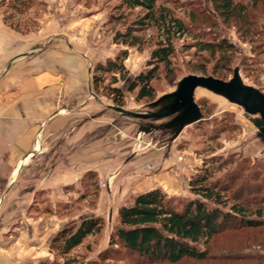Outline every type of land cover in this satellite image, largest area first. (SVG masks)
<instances>
[{"label":"rangeland","instance_id":"obj_1","mask_svg":"<svg viewBox=\"0 0 264 264\" xmlns=\"http://www.w3.org/2000/svg\"><path fill=\"white\" fill-rule=\"evenodd\" d=\"M8 1L0 0V17L18 37L14 46L19 44L25 52L28 46L38 43L44 54L25 56L8 64L5 72L0 73V85L6 83L4 79L10 73L26 68L34 60L39 61L38 69L49 73L50 69L58 68L60 73L55 71L52 82L45 84V122L35 134L36 138L39 134L42 137L39 154L33 153L15 174L0 172V264L62 263L63 259L49 250L51 237L62 227L88 216L100 217L102 228L70 252L76 264H145L135 254L111 244L118 208L129 205L137 193L154 188H159L177 206L178 202L194 199L189 179L212 157L225 159V169L239 164V168L245 169L244 176L250 177L249 172L256 171L264 195V144L256 131L245 128L248 120L243 117V110L224 98L197 89L194 101L203 118L183 128L171 147L167 131H154L142 136L138 143L137 127L144 122L116 114L90 98L87 103L91 104L84 103L85 92L90 87L105 103L116 105L102 91L110 81L109 75H103L97 92L93 89L92 75L96 63L113 58L121 49L112 37L116 29H123L122 22L109 21L111 14H117L114 6L118 0H32L27 8L17 9L7 6ZM158 1L165 2L174 15L186 22L188 14L191 15L192 22L189 34L173 39V72L167 76L161 71L152 81L156 97L172 90L182 76L200 75L194 70L206 60L207 75L213 76L210 70L218 56L211 58L208 51L185 48L193 41V35L203 41L225 39L232 43L235 52L230 58L229 71H222L226 75L222 80H228L237 67L244 83L264 93V0H235L246 5L251 15L246 39L241 36L237 22H222L212 11L210 0ZM145 34L149 40L155 32L148 29ZM151 42L140 49L127 48L124 65L130 78L146 68ZM126 85L123 80L113 85L124 91L121 107L146 110L151 101H136L133 93L125 92ZM73 94L77 95L76 104L72 102ZM0 95V101L13 96ZM56 111L61 113L55 114ZM66 111L70 113L66 115ZM52 116L54 119L49 121ZM132 154L136 157L129 163ZM132 164L143 165L140 174L143 177L133 178L139 172L127 171ZM53 177H60L61 182L52 189L37 186L38 181ZM241 240L237 235L222 233L211 243L212 258L183 259L176 264H228L220 258L221 249ZM44 245L48 246L49 256L39 258ZM257 251L260 249L256 246L242 250L252 254Z\"/></svg>","mask_w":264,"mask_h":264},{"label":"trees","instance_id":"obj_2","mask_svg":"<svg viewBox=\"0 0 264 264\" xmlns=\"http://www.w3.org/2000/svg\"><path fill=\"white\" fill-rule=\"evenodd\" d=\"M31 2L10 0L7 6L27 8ZM210 3L212 11L223 23L237 22L241 36L244 39L248 37L252 21H247L251 15L246 5L235 0H210ZM114 9L117 14H111L109 21L122 22L123 29H116L112 40L121 49L113 58L95 64L93 89L97 92L103 75H109L110 81L102 91L117 106L123 104L124 98L123 89L113 86L118 80L127 82L125 92L133 93L136 101H152L156 97L152 81L161 71L167 76L173 72V39L189 34L192 17L188 14L186 22L174 15L173 9L165 2L158 0H118ZM132 12L133 17L129 19ZM148 29L155 32L154 38L149 36V40L145 37ZM192 39L185 48L208 51L211 58L217 54L210 72L216 78L224 79L226 75L222 71H229L234 45L225 39L203 41L194 35ZM147 42H151L152 48L146 68L130 78L124 65L127 48L140 49ZM206 62L194 71L207 75ZM225 165V159L212 157L207 161L188 182L190 192L196 197L178 202V206L159 188L137 193L129 205L118 208V223L111 244L135 254L136 259L145 264H176L183 259L205 261L212 258L214 255H211L210 248L215 237L231 233L242 237V240L221 249L222 261L227 260L228 264H263L264 195L260 179L256 177V171L249 172L250 177L244 176L242 171L245 169L239 168V164L232 169H225ZM101 228L100 217L88 216L59 229L50 239L49 250L63 262L50 264H76L77 260L69 256L70 252L87 236L100 232ZM253 246L260 251L253 254L242 252Z\"/></svg>","mask_w":264,"mask_h":264},{"label":"crops","instance_id":"obj_3","mask_svg":"<svg viewBox=\"0 0 264 264\" xmlns=\"http://www.w3.org/2000/svg\"><path fill=\"white\" fill-rule=\"evenodd\" d=\"M15 38L18 37H15L14 32L5 25L0 17V73L2 71L3 73L5 72L8 64L10 65L17 60L26 58L18 57L20 53L24 54L34 47H39L38 43H36L35 45L28 46L24 52L19 44L16 47L14 46ZM40 51V49H37L35 52L31 53V55H27V58L43 55L44 52L41 53ZM14 53L17 54L14 56ZM38 66L39 61L34 60L32 63L27 64L26 68L24 66L21 70H17L13 72V74L10 73L8 77H5L4 80H6V83H10L9 85L6 83L0 85L1 94H12L15 96L9 97L8 101H0V172L4 174H15L21 168L22 164H25L30 159L33 153L38 152L39 154L41 150L42 137L39 134V138H36L35 134L38 131V127L45 122L43 121L45 110V84L46 81H48L47 84L51 83L52 81L50 79L55 78V71L60 73V70L58 68L57 70L50 69L48 73L45 72L44 69H38ZM13 78L15 81H12ZM48 86L50 85H47V87ZM72 96V102L75 103L74 101L77 95L73 94ZM86 97L87 96L84 95V103L88 105L91 104L87 103L89 99ZM0 99H2V95H0ZM68 110H70V108ZM54 113H61V111H56ZM69 113V111H66L65 114L68 115ZM53 119L54 116L48 120L50 121ZM49 121H47V125ZM56 121L57 120H54V123H56ZM52 124L53 123H51V125ZM133 160L129 163L133 162ZM136 165L137 164L129 165L127 171H131V173H135V171L139 172V174L133 178L143 177L140 175L142 174L141 168H143V165ZM124 166L127 168L128 165L126 164ZM12 180L13 179L10 180V183H12ZM60 182V177H53L47 179V181L45 179L38 181L37 186H47L48 189H52L56 183ZM47 245L42 246L40 249L41 257L39 258H46L49 256Z\"/></svg>","mask_w":264,"mask_h":264},{"label":"water","instance_id":"obj_4","mask_svg":"<svg viewBox=\"0 0 264 264\" xmlns=\"http://www.w3.org/2000/svg\"><path fill=\"white\" fill-rule=\"evenodd\" d=\"M38 47L30 49L18 57H25ZM197 89L206 90L224 98L227 102L237 105L243 110V117L248 120L245 128L256 131V135L264 144V93L258 88L243 82L239 70L234 67L228 80H222L211 75L187 74L179 78L175 87L157 96L147 103L146 110L133 111L121 106L105 103L98 98L88 87L86 96L99 105H104L116 114L136 119L144 123L138 124L137 141H142V136L154 131H167L170 147L172 142L181 133L183 128L203 118V114L194 101V92ZM132 154L129 161L135 159Z\"/></svg>","mask_w":264,"mask_h":264}]
</instances>
